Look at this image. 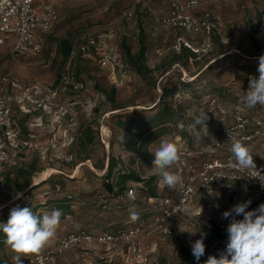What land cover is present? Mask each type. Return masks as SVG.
Instances as JSON below:
<instances>
[{
  "label": "rangeland",
  "instance_id": "rangeland-1",
  "mask_svg": "<svg viewBox=\"0 0 264 264\" xmlns=\"http://www.w3.org/2000/svg\"><path fill=\"white\" fill-rule=\"evenodd\" d=\"M163 2H61L58 4L60 21L45 38L41 54L16 55L8 47H0V86L8 76L23 84L54 85L63 72L64 60L58 51L60 40L73 39L87 31L95 33L102 27H111L119 37L121 56L127 67L128 74L124 82L115 86L108 72L96 62H83L84 66L78 78L85 81L87 89L78 93L70 91L61 94L57 100L60 104L77 103L73 109L75 121L70 123L65 120L52 134L40 131L41 127H35V115L16 111L21 146L18 151L13 152L12 164H0V178L8 172L36 164L39 171L30 180V186L35 187L47 179L48 181L34 190L29 187L25 192H8L0 185V219L4 216L3 208L9 206L11 209L13 201L20 200L23 204L34 206L45 204L40 210L41 213L51 212L64 199L68 198L70 202L71 214L61 216L54 238L40 252L55 246L68 233L79 229L100 234L116 228L130 229L136 224H146L147 220L140 218L142 212L145 206H150L149 211H153L155 202L147 199L144 185L130 181L128 185L135 190L130 198H115L109 185L115 183L117 171L122 169L143 179H153V186L157 187L159 196L166 198L173 195L174 191L160 186L158 177L149 173L154 160L151 152L159 147L161 138L173 139L179 150L199 149L196 151L198 162L215 158L226 159L231 156L230 143L220 149H211L214 143L223 138L227 125L232 121L229 118L223 125L220 121L221 111H238L253 121L264 120V106L257 105L248 109L239 99L248 90L249 78L259 77L258 58L264 55V0H201L195 9L196 15L202 17L210 14V22L216 27L210 35L204 32L198 36L181 29L166 30L160 27V18L169 9V3L165 0ZM129 12L134 14L128 20L125 14ZM140 32L146 37L145 65L153 70L143 71V75L138 74L135 67L128 62L122 47L125 42L136 53ZM179 38L189 43L199 55L195 62L190 61L187 66L173 62L174 55L183 44L180 45ZM253 55L257 56L254 58ZM77 62H73L75 74ZM15 95L17 97L20 94L18 92ZM156 105L161 106L150 110ZM164 108H170L169 114L163 116L167 121L164 128L158 127L160 120L150 127L152 131H162L165 134L148 145L147 149L142 148L144 142L138 141L137 153L129 152L126 128H118L120 117L128 123L134 120L147 121ZM202 112L207 113L208 130L199 125H189ZM90 124L95 139L90 146L84 148L76 139L79 131ZM180 124L184 125L183 129L179 127ZM185 130L188 132L186 140L179 136ZM31 133L36 135L32 141L29 135ZM25 141H30L28 146H25ZM243 143L251 148L253 159L258 160L264 167V137ZM112 159L118 163V168L109 178L107 170ZM171 170L173 171V167ZM58 187H61L59 191ZM216 187L225 211L248 200H251V204L247 210H254L264 203L263 199H258L253 192L245 191L239 183L220 182ZM17 193H23V196L14 199ZM129 209H134L139 214L138 219L133 221L130 218ZM242 218V215L237 217ZM211 219H216V215L204 188L199 184L175 236L171 239H144L150 264H157L159 259H165L169 264L180 263L182 249L186 247L191 251V243L200 238L201 232L204 233V228L210 224ZM184 230L196 231V234L190 235ZM224 242L226 245L227 240ZM92 248L101 255H115L114 260L96 263L83 248H73L61 256V262L124 264L121 252H117L119 249L113 248L109 251L99 244ZM4 252V255L13 259L15 253L9 246H6ZM27 257H22L23 262Z\"/></svg>",
  "mask_w": 264,
  "mask_h": 264
},
{
  "label": "built area",
  "instance_id": "built-area-1",
  "mask_svg": "<svg viewBox=\"0 0 264 264\" xmlns=\"http://www.w3.org/2000/svg\"><path fill=\"white\" fill-rule=\"evenodd\" d=\"M72 0H0V47H8L16 55H39L45 46V38L60 21L58 3ZM169 3V13L160 19L159 25L163 29H181L186 33L198 36L204 32L210 35L216 26L210 22L211 15L199 17L194 14L201 0H166ZM133 12L126 13V18L131 19ZM78 36V35H77ZM185 45L194 51L189 43ZM72 55L68 60L64 72L57 84L45 86L41 84H23L11 76L6 77L0 86V164L13 163V152L18 151L20 128L16 122L17 114L35 115V127L40 131L51 132L59 127L62 122L75 121L73 109L76 102L67 104L57 103L61 94L78 93L87 89L85 81L78 78L73 72V62L83 63L94 61L99 67L106 70L115 86L125 80L127 67L121 56V41L111 27H102L98 32L87 31L74 38ZM19 96L15 97L16 93ZM18 100H17V99ZM13 103H16L13 105ZM13 106L17 107L15 109ZM212 106L215 104L212 103ZM228 124L222 139L214 143L212 150L223 148L230 143L229 137H235L242 142H250L264 137V120L253 121L240 112L221 111L220 121ZM32 141L36 135L31 133ZM54 137V136H53ZM30 141H25L28 146ZM197 152L188 148L180 150V160L173 166V171L181 175L183 185L178 186L174 194L154 200V209L150 212L151 220L144 226L120 230L112 233L93 234L85 230L68 233L58 243L46 251L31 255L23 264H62L61 256L70 249L83 248L87 255L95 262L108 263L114 256L97 253L92 246L102 245L107 250L119 249L124 264H150L149 252L144 246L145 238L160 237L171 239L183 221L189 209L197 186L201 184L206 197L216 215L217 222L227 227L230 222L222 218L223 202L218 193L217 184L239 183L245 191L255 192L264 197V167L254 159L257 171L230 170L226 159H211L203 162L196 161ZM226 176L222 177L221 176ZM0 185L4 186V177ZM204 185H209L213 194L208 192ZM32 188V187H31ZM61 187H58L59 191ZM47 194V193H46ZM134 191L130 190L128 196L133 197ZM219 207H216V205ZM225 248L218 249L213 256L219 258ZM230 258V257H229ZM111 259V260H109ZM200 264H204L200 263Z\"/></svg>",
  "mask_w": 264,
  "mask_h": 264
},
{
  "label": "clouds",
  "instance_id": "clouds-1",
  "mask_svg": "<svg viewBox=\"0 0 264 264\" xmlns=\"http://www.w3.org/2000/svg\"><path fill=\"white\" fill-rule=\"evenodd\" d=\"M258 60V79L250 77L247 92H243L239 97L248 109L257 105L264 106V55H261ZM207 119L206 112L199 113L194 119L193 126L199 125L207 129ZM179 127L183 129L184 125L180 124ZM227 141H230L231 153L227 163L228 169L259 172L249 146L235 137H229ZM151 153L154 160L149 173L158 177L159 185L170 191H175L178 186H182V176L171 170L180 160V150L174 140L161 138L159 147ZM222 177L226 176L222 175L220 178ZM204 186L210 194H213L209 185ZM215 195L218 198L219 194ZM22 196L23 193H17L14 199H20ZM250 204L251 200L240 202L222 213V218L230 221L226 227L228 238L226 250L220 253L219 258L209 255L204 264H264V203L254 210H247ZM216 207L219 205L217 204ZM202 211L201 207V213ZM129 212L133 221L138 219L139 214L134 209H129ZM62 214L59 209L51 212H34L32 207H21L18 204L10 209L7 222L0 223V231L6 237L4 243L15 253L13 256L15 264H23L22 257L40 252L54 238ZM241 215L243 218L237 219ZM184 231L190 235L196 234V231ZM206 235L201 232L200 238L191 243L192 255L197 262L205 254Z\"/></svg>",
  "mask_w": 264,
  "mask_h": 264
},
{
  "label": "trees",
  "instance_id": "trees-1",
  "mask_svg": "<svg viewBox=\"0 0 264 264\" xmlns=\"http://www.w3.org/2000/svg\"><path fill=\"white\" fill-rule=\"evenodd\" d=\"M140 38H139V48L138 51L136 53H133L131 50V47H129V45H127V43L123 42L122 43V47L124 48V51L126 53V58L128 60L129 63H131L136 71L138 72V74L143 75V71H148V72H153L152 69H150L148 66L145 65L146 62V53H147V45H146V37L144 35V33L140 32ZM253 41H254V37H252ZM73 44H74V37L72 38H66V39H62L60 40L59 43V53L62 55L63 57V72L64 69L68 63V60L70 58L71 52H72V48H73ZM257 56V55H255ZM255 56L253 55V57L255 58ZM199 55L197 52L193 51L191 48H189L188 46L182 44L180 47V51L178 53H176L174 55V64H179V65H184L187 66L188 63L190 61L195 62L198 59ZM78 67L75 70L76 71V76H80V73L82 72L83 69V64L81 62H77ZM62 72V73H63ZM61 73V74H62ZM61 77V75H60ZM60 77L58 79V81L55 83L57 84L60 80ZM198 78V77H197ZM158 106L160 107L161 105H156L154 106V108L150 109V110H155L156 108H158ZM170 108L166 109L164 108L157 116L153 117L150 120H134L131 121V123H128L127 121H125L122 117H120L119 119V123H118V128H126V136H127V150L133 154L137 153V148H136V142L138 141H142L143 146L142 148H146L147 146L156 142L161 136H163L165 133L160 131V132H155L152 131V128L150 126L154 125V123H156L160 120V123L158 125L159 128H164L163 126L166 125L165 123H167L166 119L163 118V116L165 114H169ZM190 126H193V124H189ZM187 131L185 130V132H182L181 135H179L180 137H184V139H188L187 137ZM130 138V139H129ZM95 139V135L93 132V128L92 125H88L86 128H83L79 131V136L77 137L76 140H78V142L80 143V145H82L84 148H87L88 146H90ZM191 151H194V149H190ZM196 151H198L199 149H195ZM195 151V152H196ZM89 159H85V161H88ZM118 168V163L112 159V161L110 162L109 166H108V177L111 178L114 170ZM39 170H37L36 164H31L28 167H22L19 168V170H16L14 172H8L7 174H5L4 176V188L6 191L8 192H25L30 186V180L34 177L35 173L38 172ZM117 177H116V181L114 184L109 185V189L110 191L114 194L115 198H120V197H128L129 191L133 190L135 191L133 188H131L128 184L129 182H134L137 184H143L144 185V191L147 194V199L151 200H159L160 198H163L161 196H159L158 191H157V187L153 186V179H143L141 176L134 174L130 171H124L122 169H120L119 171H117ZM48 179L42 183H39L38 185H35V187H32L30 190H34L38 187H40L42 184H44L45 182H47ZM29 190V191H30ZM143 191V192H144ZM20 205L21 207H32L34 212H40L41 208L43 206H46L45 204H37V205H32V204H23L22 201H13L12 206H16V205ZM59 205H57L55 207V209H59V210H65V213L62 215L63 217L65 215H69L71 214V209H70V202L69 199H64L63 201H60V203H57ZM149 205V204H148ZM150 206H145L144 211L142 212V215L140 218L144 217L143 220H147L145 221L146 224H148V222L151 220V214L149 211ZM3 212H4V216L0 219V223H6L9 217V212H10V208L9 206H6L3 208ZM68 212V213H67ZM146 224H141V225H134V227L137 226H144ZM208 226H206L204 228V233H206V238L204 240V243L206 245V250H205V254L200 258V261L197 262L194 258V256L192 255V251H189L188 248L184 247L182 249V254H181V261L178 264H200L203 263L207 260L209 255H214L216 253V251L218 249L221 248H225L226 249V245H224L223 243H225L224 241H226L227 238V232H226V227L221 226L216 219H211L210 220V224H207ZM131 227V228H134ZM130 228V229H131ZM129 229V228H128ZM79 230H85L88 231L86 229H79ZM120 230H126L124 228H116L114 230H112L111 232H101V233H112V232H118ZM90 232V231H88ZM91 233V232H90ZM94 234V233H93ZM100 235V234H99ZM6 237L4 236L3 232L0 231V264H15V262L9 258L8 256L4 255V250L6 248V244L4 243ZM42 253V252H40ZM35 254H39V253H35ZM33 254V255H35ZM31 256V255H30ZM28 256V257H30ZM27 257V258H28ZM26 260V259H25ZM157 264H169L165 259H159Z\"/></svg>",
  "mask_w": 264,
  "mask_h": 264
},
{
  "label": "crops",
  "instance_id": "crops-1",
  "mask_svg": "<svg viewBox=\"0 0 264 264\" xmlns=\"http://www.w3.org/2000/svg\"><path fill=\"white\" fill-rule=\"evenodd\" d=\"M158 1H159V2H160V1L163 2L164 0H158ZM165 1H166V0H165ZM166 2H167V1H166ZM163 3H164V2H163ZM58 4H59V3H58ZM169 9H170V7H169ZM169 9H168L167 13H166L165 15H163L161 18H163L164 16L168 15V13H169ZM194 14H196L195 11H194ZM161 18H160V19H161ZM178 41L180 42V45H181L182 43L185 44V42H186V41H184L182 38H179ZM253 193H255V192H253ZM255 195H256V197H257L258 199H263V200H264V197H260V196H258L256 193H255ZM12 260H13V259H12ZM13 261H14V260H13Z\"/></svg>",
  "mask_w": 264,
  "mask_h": 264
}]
</instances>
